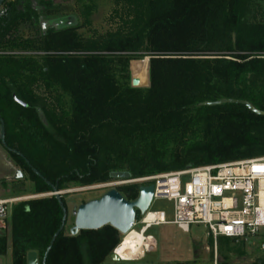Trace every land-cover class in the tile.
Returning a JSON list of instances; mask_svg holds the SVG:
<instances>
[{
	"label": "trees",
	"instance_id": "trees-1",
	"mask_svg": "<svg viewBox=\"0 0 264 264\" xmlns=\"http://www.w3.org/2000/svg\"><path fill=\"white\" fill-rule=\"evenodd\" d=\"M115 1L74 0L78 17L73 27L62 31L48 28L41 34L40 38L55 37L58 41L59 36L72 34L80 25L78 20L91 32L96 24L94 16L100 10L99 19L108 26L114 19H121L105 35L77 42L80 56L40 57L45 61L42 68L34 56L0 53V63L10 65L6 71L9 75L21 70H39L43 78L49 66L65 69L75 105L72 122L78 125L67 134L59 125L65 121L51 115L43 97L36 95L32 88H21L7 79V74L0 73L5 77V81H0V118L4 123L6 147L20 152L41 175H36L19 155L5 147L26 171L23 179L14 181L19 184L15 190L23 193L24 183L29 181L34 194H45L51 192L52 186L63 190L69 183L78 186L104 183L114 171H127L135 178L153 172L264 156V116L237 104L200 105L206 100L235 98L264 110V11L253 0H152V3H133L139 8L137 16L125 21L120 17L125 8ZM15 2L0 13V48L12 49L31 42L8 39L18 19L26 18L31 26H39V18H45V11H53L56 3L55 0ZM109 51L130 52L133 58L150 56L149 87L135 88L126 80L117 81L115 71L106 67L108 56L101 55ZM140 64L137 69L141 73L144 68ZM65 65L71 67L70 71ZM114 92L132 98L143 97L144 102L151 100L138 109L130 110L128 103L121 105L120 114L124 112V119L120 122L127 131L123 138L129 149L119 152L122 159L107 162L94 137L97 121L93 112L95 106L102 105L96 99ZM13 95L26 106L16 103ZM107 104L114 102L107 101ZM40 110H47L52 116L46 125L40 119ZM14 124L25 135L30 148L19 135L11 136ZM196 130L201 131L199 141L183 143L180 150L172 151L168 157H154L146 145L140 144L152 142L151 136L157 133L184 131L192 132V141ZM64 153L71 154V158L79 157L81 164L52 174L46 161L60 160L66 157ZM119 191L127 200H134L138 186L123 185ZM60 200L66 207L62 195ZM62 214L54 195L15 204L8 232L0 233V256H7L9 264H26L27 253L36 251L41 263L61 224ZM118 243L119 233L109 225L97 230H80L76 235L65 234L63 228L49 249L45 264H106L105 260ZM249 264H264V257Z\"/></svg>",
	"mask_w": 264,
	"mask_h": 264
},
{
	"label": "rangeland",
	"instance_id": "rangeland-1",
	"mask_svg": "<svg viewBox=\"0 0 264 264\" xmlns=\"http://www.w3.org/2000/svg\"><path fill=\"white\" fill-rule=\"evenodd\" d=\"M8 1V2H6ZM5 3H2L0 6V13H2L6 8H8L9 3H14L17 0H6ZM55 8L53 11L44 12L45 18H48L49 21L57 17H66V16H75L78 17V10L76 9L74 0H55ZM16 3V2H15ZM114 3H119V6L122 5L125 9L124 12H121L120 17L123 20H130L137 16L139 8L133 3H152V0H116ZM253 3L259 7L261 11H264V0H253ZM20 5V3H16ZM122 10V9H121ZM254 13V12H253ZM102 12L101 10L94 16L96 19V24L94 25L91 32H87L85 28L81 26V20H78L80 24L77 28L72 30V34L69 36L61 35L59 36L60 40L57 38H40L41 30L37 25L35 27L31 26L29 21L26 18H19L18 23L14 26V32L11 34L10 38H16L21 41L30 40L31 42L25 43L20 47L5 46V48H0L1 54H13L17 57L22 56H34V59L38 61L40 67L45 66V61L40 58L44 56H57V57H71V56H80V46L76 45L79 41L83 39L98 38L107 33V31L113 30L117 27L118 24L115 21L119 19H114V23L108 26L107 24L102 23V18L99 19ZM252 15V13L250 14ZM260 18V17H259ZM43 19V18H42ZM121 20V19H120ZM73 27V26H70ZM66 27L60 29H69ZM53 40V41H52ZM55 40V41H54ZM108 56L106 60V67L111 69L110 71L114 72V78L117 81H125L131 86V79L137 78L140 81L145 82V85H141L135 88H147L150 85L149 80V59L150 56H143L140 58H133L130 52H121V51H109L101 53V55ZM141 62L144 68L140 73L137 69L138 63ZM146 66H145V64ZM10 65H5L4 62L0 63V73L7 74L8 78L13 82L19 84L23 89L32 88L36 95H40L46 101V108L51 112L57 120H64L65 122L59 124L63 126L64 132L70 134L74 127L78 128V125L74 126L73 113H74V99L69 92V78L66 76L67 72L60 69L59 67H47V74L42 78L39 75V70H21L17 74L9 75L8 68ZM65 67L70 71L71 67ZM7 71V72H6ZM5 77L0 76V81L4 80ZM5 81V80H4ZM112 93V90H111ZM97 101L102 102V105L95 106L93 115L95 120L94 137L102 148L103 156L106 158L107 162H113L118 159L119 152L122 150H128L129 147H126L123 137L126 136L127 131L123 129L122 123L124 118L120 109L124 103H128L127 106L131 110L132 108L138 109L140 106H145V102L151 99L145 100L143 97H128L127 95H119L117 92L111 94L110 96L100 97L96 99ZM142 100V102H141ZM114 102L113 105H106V102ZM125 104V105H126ZM124 105V106H125ZM47 110H40L39 116L42 122L46 125L48 124V118L52 116L50 113L45 112ZM10 117L13 118V114H10ZM15 125V124H14ZM58 125V126H59ZM11 136L19 135L21 140L26 143V146L29 147L25 135L21 133V130L18 126L15 125L13 130H11ZM15 131V132H14ZM199 132H195V137L192 138V132L184 131L180 134H166V133H157L151 136L152 142H141L140 144L148 148L150 154L154 157L157 155L166 156L176 150H180L182 145H188V143L196 142L200 140ZM194 139L196 141H194ZM135 145V144H133ZM30 148V147H29ZM66 157L60 158V160L48 159L46 165H48L49 170L52 174L59 172L61 169L79 166L82 159L79 157L71 158V154H66ZM187 168V167H186ZM20 170L21 177L23 179L26 171L24 167L17 161L1 144L0 142V197L2 198H16L18 199L12 205V207L19 203L20 201L33 199L41 196L50 195V192L45 194H34L33 193V184L29 181L24 183V192L20 193L15 190V187H18V183H14L15 180L13 176L16 170ZM172 170L164 172H153L149 175H143L140 177L131 178L129 185L136 184H147L141 179L149 178L159 174H165L171 172ZM101 184H93L87 186H78L77 184L69 183L68 188L63 189L64 193L62 194L66 209H67V218L64 227L65 234H70L69 229L73 225L74 217L72 215L73 208L77 207L79 204L84 203L88 200L98 198L101 194L108 190V188L101 187ZM127 185V184H126ZM80 189V190H77ZM77 190V191H76ZM71 191V192H66ZM26 197V199L24 198ZM32 197V198H30ZM84 201V202H83ZM150 209L152 210H164L167 214V219H173V207L172 203L166 200H154L151 203ZM12 211V210H11ZM11 216V215H10ZM9 219L0 227V233H7L9 228ZM136 230L139 229V226L135 227ZM154 237L156 243L155 248L152 252L145 253L141 258L134 261H119L114 262L109 258L105 260L106 264H176V263H189V264H249L256 259L264 257V252L260 249V242L264 239V236L257 235L248 237L247 239H240L238 241H231L223 238H218L216 243L211 238L206 236V231L202 225H191L188 232H184L179 229L175 224H162L157 226H152L146 232ZM125 235L119 234V243L123 240ZM118 243V244H119ZM117 244V245H118ZM116 245V246H117ZM115 246V247H116ZM0 264H9L7 256H0Z\"/></svg>",
	"mask_w": 264,
	"mask_h": 264
},
{
	"label": "built area",
	"instance_id": "built-area-1",
	"mask_svg": "<svg viewBox=\"0 0 264 264\" xmlns=\"http://www.w3.org/2000/svg\"><path fill=\"white\" fill-rule=\"evenodd\" d=\"M262 169L264 156L187 167L141 179L153 184L151 203L154 200H166L173 207L172 220L167 219L166 211L150 209L151 203L143 214L135 216L128 232L136 231L150 239V249H145L142 256L152 252L156 243L152 235L146 234L147 230L162 224H175L184 232H188L191 225H202L206 236L214 243L218 238L238 241L264 236ZM131 181L110 179L101 187L119 188ZM17 200L0 197V227L10 217L12 205ZM136 226H139L138 230ZM260 249L264 252V239L260 242ZM112 252L116 253V248ZM134 260L120 258V261Z\"/></svg>",
	"mask_w": 264,
	"mask_h": 264
},
{
	"label": "water",
	"instance_id": "water-1",
	"mask_svg": "<svg viewBox=\"0 0 264 264\" xmlns=\"http://www.w3.org/2000/svg\"><path fill=\"white\" fill-rule=\"evenodd\" d=\"M4 0H0V6ZM75 16H62L55 19L41 21V27L45 30L46 26H51L55 30H60L66 27L73 26L76 23ZM145 85V82L140 81L137 78L131 79L132 87H139ZM13 100L22 105L26 106V103L12 96ZM221 104H237L244 106L248 111L264 116V110H260L254 107L249 101L244 99L235 98H220L217 100H206L200 103L203 106H216ZM0 142L6 147L5 143V130L4 123L0 118ZM9 151L19 155L25 163L32 169L36 175H41L29 164L25 157L18 151L6 147ZM21 177L20 170H16L13 176L14 179ZM111 179L116 180H131L130 174L127 171H114L110 173ZM80 190V189H77ZM76 190V191H77ZM71 192V191H66ZM64 192L57 190L56 187L52 186L50 195H54L59 200L62 208V221L58 230L53 235L46 251L43 255L41 263H39V257L36 251H29L26 255V264H45V259L51 248L56 236L63 230L67 218V209L60 200L61 195ZM153 195V184H140L138 186V195L134 200H127L119 191V188H110L101 194L98 198L88 200L84 203L79 204L73 208L72 215L74 217L73 225L69 229L71 235H76L80 230H97L105 225H109L117 230L119 234L125 235L130 230L132 223L134 222L136 214H143L150 206ZM109 259L114 262H119L120 257L115 252H111Z\"/></svg>",
	"mask_w": 264,
	"mask_h": 264
},
{
	"label": "bare ground",
	"instance_id": "bare-ground-1",
	"mask_svg": "<svg viewBox=\"0 0 264 264\" xmlns=\"http://www.w3.org/2000/svg\"><path fill=\"white\" fill-rule=\"evenodd\" d=\"M150 239L143 234L133 231L125 234L123 240L115 247L117 255L123 260H134L149 250Z\"/></svg>",
	"mask_w": 264,
	"mask_h": 264
},
{
	"label": "flooded vegetation",
	"instance_id": "flooded-vegetation-1",
	"mask_svg": "<svg viewBox=\"0 0 264 264\" xmlns=\"http://www.w3.org/2000/svg\"><path fill=\"white\" fill-rule=\"evenodd\" d=\"M5 1L6 0H4L2 3H5ZM6 2H8V1H6ZM58 18V17H57ZM52 19V18H51ZM43 20H49L48 18H39V20H38V23H39V27H40V30H41V33H43L44 31H46L48 28H53V27H51V26H46V28H45V30H43L42 29V27H41V21H43ZM54 29V28H53ZM4 147V146H3ZM5 148V147H4ZM6 149V148H5Z\"/></svg>",
	"mask_w": 264,
	"mask_h": 264
},
{
	"label": "snow or ice",
	"instance_id": "snow-or-ice-1",
	"mask_svg": "<svg viewBox=\"0 0 264 264\" xmlns=\"http://www.w3.org/2000/svg\"><path fill=\"white\" fill-rule=\"evenodd\" d=\"M262 170H264V169H262Z\"/></svg>",
	"mask_w": 264,
	"mask_h": 264
}]
</instances>
